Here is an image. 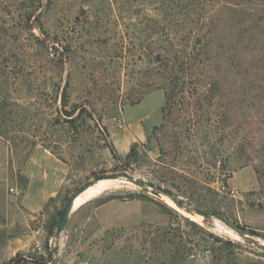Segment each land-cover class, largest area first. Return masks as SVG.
I'll list each match as a JSON object with an SVG mask.
<instances>
[{
  "label": "rangeland",
  "instance_id": "374dc122",
  "mask_svg": "<svg viewBox=\"0 0 264 264\" xmlns=\"http://www.w3.org/2000/svg\"><path fill=\"white\" fill-rule=\"evenodd\" d=\"M125 170L213 217L107 179L58 264H264L227 233L264 242V0H0V264H50Z\"/></svg>",
  "mask_w": 264,
  "mask_h": 264
},
{
  "label": "water",
  "instance_id": "95a60500",
  "mask_svg": "<svg viewBox=\"0 0 264 264\" xmlns=\"http://www.w3.org/2000/svg\"><path fill=\"white\" fill-rule=\"evenodd\" d=\"M124 177L131 182H133L135 185H138L142 188H151L154 191H156L159 194L167 195L171 197L176 205L180 208H183L187 210L188 212L192 213H198L203 215L205 220H209L213 217L212 213L204 210L185 198H183L181 195H179L176 191H174L170 187H166L162 184L156 183L151 180H147L145 178H140L135 176L134 174L128 172V171H118V172H111V173H101L95 176L94 178L88 180L84 184H82L80 187H78L74 192H72L68 198L66 199L62 209L59 212V215L55 221L54 224V231H53V236H54V248H53V256L50 264H58L59 262V257H60V251H61V241H62V233L63 230L66 226V224L69 221L70 215L72 211L75 208V201L78 198V196L84 192L87 188H89L91 185L97 183L101 179L105 178H121ZM237 230V229H236ZM242 237L245 239L251 241L254 245H256L259 249L264 251V242L253 235L246 234L242 231L237 230Z\"/></svg>",
  "mask_w": 264,
  "mask_h": 264
},
{
  "label": "bare ground",
  "instance_id": "6f19581e",
  "mask_svg": "<svg viewBox=\"0 0 264 264\" xmlns=\"http://www.w3.org/2000/svg\"><path fill=\"white\" fill-rule=\"evenodd\" d=\"M121 178H124V177H121ZM107 179H118V178H105V179H101V180H99L97 183H95V184H97L96 186H93V185H95V184H93V185H91L89 188H87V189H89L88 190V195L89 194H93V193H97V192H99L100 190H102V189H104V188H106L107 187V185L109 184V183H106V182H101V181H104V180H107ZM93 186V187H92ZM86 189V190H87ZM85 190V191H86ZM83 193V192H82ZM81 193V194H82ZM80 194V195H81ZM79 195V196H80ZM78 196V197H79ZM167 196V195H166ZM167 199H168V201L175 207V208H180V207H178L177 205H176V203L174 202V200L171 198V197H169V196H167ZM182 210H183V208H182ZM187 211V210H186ZM190 213H192V212H190ZM193 215H192V217L196 220V221H198V222H202V218L201 217H203V215H201V214H198V213H195V215H194V213H192ZM199 216H201V217H199ZM227 230V229H226ZM236 230V229H235ZM227 233L231 236V237H234V238H236V237H238L239 235H240V233L238 234V232H234V231H232V230H227Z\"/></svg>",
  "mask_w": 264,
  "mask_h": 264
},
{
  "label": "trees",
  "instance_id": "16d2710c",
  "mask_svg": "<svg viewBox=\"0 0 264 264\" xmlns=\"http://www.w3.org/2000/svg\"><path fill=\"white\" fill-rule=\"evenodd\" d=\"M69 116H73V113H70ZM71 119H73V118H71ZM194 215H195V213H194ZM54 224L55 223H53L52 228L54 227Z\"/></svg>",
  "mask_w": 264,
  "mask_h": 264
},
{
  "label": "crops",
  "instance_id": "0c3cea01",
  "mask_svg": "<svg viewBox=\"0 0 264 264\" xmlns=\"http://www.w3.org/2000/svg\"><path fill=\"white\" fill-rule=\"evenodd\" d=\"M50 193V192H49ZM52 196H54V193H51V194H49V197L48 198H50V197H52ZM26 198V197H25Z\"/></svg>",
  "mask_w": 264,
  "mask_h": 264
},
{
  "label": "built area",
  "instance_id": "2783aa9c",
  "mask_svg": "<svg viewBox=\"0 0 264 264\" xmlns=\"http://www.w3.org/2000/svg\"><path fill=\"white\" fill-rule=\"evenodd\" d=\"M11 190H14V189L12 188ZM236 192H238V190H233V193H236Z\"/></svg>",
  "mask_w": 264,
  "mask_h": 264
}]
</instances>
